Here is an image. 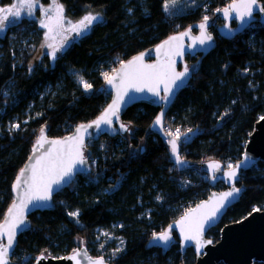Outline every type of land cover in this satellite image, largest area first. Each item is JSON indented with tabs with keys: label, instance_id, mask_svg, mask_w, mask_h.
Returning a JSON list of instances; mask_svg holds the SVG:
<instances>
[{
	"label": "trees",
	"instance_id": "1",
	"mask_svg": "<svg viewBox=\"0 0 264 264\" xmlns=\"http://www.w3.org/2000/svg\"><path fill=\"white\" fill-rule=\"evenodd\" d=\"M232 1L60 0L73 21L90 12L102 20L55 61L45 55L33 66L41 44L37 25L23 20L1 34L0 222L41 129L60 138L70 134L69 127L94 120L110 101L103 73L111 75L122 62L201 22L205 15L214 19V11ZM260 3L264 7V0ZM217 22L224 24L220 18ZM197 61L199 70L178 93L165 128L173 133L179 128L181 134L193 130L187 139L181 135L184 160H219L227 168L240 161L256 123L264 117V28L255 23L232 39L218 37L212 52L190 63ZM81 78L91 89L85 91ZM159 111L149 103L135 104L120 115L128 132L103 134L86 145L90 171L54 196V209L30 216L31 229L19 237L13 261L34 264L42 253L63 258L84 245L93 257L111 256L110 264L196 263L192 248L182 254L176 242L163 253L149 248L148 242L224 185L210 184L196 167L179 169L172 162L168 143L150 130ZM16 124L20 127L14 128ZM238 186L243 188L239 202L207 238L217 242L224 226L255 210L264 211V161L243 172ZM77 211L78 217L69 215ZM99 229L112 239L98 240Z\"/></svg>",
	"mask_w": 264,
	"mask_h": 264
},
{
	"label": "snow or ice",
	"instance_id": "2",
	"mask_svg": "<svg viewBox=\"0 0 264 264\" xmlns=\"http://www.w3.org/2000/svg\"><path fill=\"white\" fill-rule=\"evenodd\" d=\"M172 3L175 4V0H172ZM37 6L40 7L41 11L44 12L47 17V21H40V27L47 29L45 33L46 40L54 39V37L50 35L53 32L51 22L55 21L62 30L65 22L64 8L63 5L59 3V0H51V6L47 9L39 5V0H17L16 3H13L8 8H0V32H3L13 21L20 20L24 9H27V15L31 16L33 10ZM257 9L261 13H264V7H260L258 0H233L227 8L223 9V15L226 19L238 20L240 26L245 27L250 23ZM164 10L166 12L169 11V4L167 2L164 4ZM217 11L220 10L218 9ZM129 12H131V9H129ZM49 13L52 14L49 15ZM231 13H235V16L233 17ZM101 20L102 16L100 14L93 15L90 12L75 24L68 21L67 23L70 25V28L67 30L76 31L79 36L90 30L94 22H100ZM208 21L209 17L205 15L202 22L199 24L200 35L194 38L195 42H198L201 46L210 45L213 40L211 34L207 32V28L209 27ZM190 32L191 29L178 36L170 37L169 40L158 46L157 51L159 52L161 49L165 48V46H171L172 42H182L183 37L188 36ZM43 46L44 45H42V47ZM47 47L52 49L50 56L53 61H55L57 59V53L62 52L65 48V44L61 41L59 45L49 43ZM174 54L181 56L184 54L182 43L176 46ZM143 57L144 54L142 53L139 56L133 57V59L126 64L122 63L120 70L115 76L109 73H103L106 82L117 89L116 98L91 124L80 125L76 129L75 135L63 141H46L44 129H41V136L37 143L43 147L41 141L48 142L51 144V148L47 151L46 156L37 158L36 162L31 166L25 165V167L20 170L13 184V191L18 193V195L7 210L3 223H0V264H10V257L14 254L13 249L16 237L18 233L28 228L25 220V212L33 209L40 210L42 207L46 206L47 203L51 201L55 192L61 190L65 186H70V182H74L76 175L85 171L84 166L88 163L84 155L86 145L84 137L80 136L79 133L88 128H94L96 131H105L106 129L102 128V125L111 127L113 117L119 120L120 106L124 103L123 97L128 95L129 89L135 92H150L152 96L159 98V101L154 102H162L164 106H167L172 102V98L175 96L176 91L182 87L185 79L190 74V69L187 66H185L182 72H176L174 61L172 60H169L166 64L145 65L143 63ZM116 81H118V83H116ZM80 83L85 91H88L92 87L82 78L80 79ZM161 85L164 86L163 95H161ZM163 115L164 113L161 112L154 121V125L160 127L161 130H164ZM260 119L264 120V117ZM13 127L19 128L20 126L16 124L13 125ZM120 129L123 132L129 131V128L124 124L120 125ZM192 132V129H188L187 132L181 134L179 128L176 129L175 133L171 131L165 132L167 136L172 137L167 143L170 145L171 155L175 158V162L178 165L184 163L180 156V143L178 142L181 140V135L187 139L188 135ZM52 149H55V151L53 152ZM33 155H35V149ZM29 159L31 160L32 157H29ZM254 163L255 162L245 154L244 159L239 163L235 165L229 163L227 168L230 171L224 173V175L234 182L237 178L238 171L242 167H247L249 164L254 165ZM220 167L219 163L209 165V168L213 171H219ZM26 173L30 174L26 175ZM22 182L23 191L21 192ZM240 191L239 188L233 186L230 191L222 193L218 197L219 203L213 201L216 206L212 207L210 211H204L208 208V205L201 204L198 205L196 209L185 213L180 221L176 222V226L180 229L184 241H195L197 250H199L205 243L202 241L205 226H210L217 213L227 207V204L231 202L230 198H234ZM157 199H159V197H157ZM30 205L31 208L29 207ZM69 215L78 217L79 212H71ZM170 232L171 226L168 231H164L158 235L153 234V241L163 242L165 246H168L172 242ZM105 235H107V233H105ZM206 243H211V241H207ZM80 255L81 252L76 251L74 255L68 259L76 260L77 256ZM85 258L89 261V264H104L102 258L92 260V258L86 256V253ZM42 259H45V257H39L36 264H40V260Z\"/></svg>",
	"mask_w": 264,
	"mask_h": 264
},
{
	"label": "water",
	"instance_id": "3",
	"mask_svg": "<svg viewBox=\"0 0 264 264\" xmlns=\"http://www.w3.org/2000/svg\"><path fill=\"white\" fill-rule=\"evenodd\" d=\"M231 3H229L227 6H225L220 11H218L215 14L214 19H212V20L209 19V21H208L209 27L207 28V32L209 34H211V36L213 37V40H212L210 45L201 46L198 42H195V40H194L195 37H198L200 35L199 24L202 22L201 21V22L179 32V33H175V34L169 36L168 38H166L165 40H163L162 42L157 44L153 49L146 51V52H142L144 54L143 63L145 65L166 64L169 60H172V61H174V67H175L176 72H182L184 70L185 66H187L190 69L189 76L185 79L182 87L178 91H176L175 96L172 98V102L170 104H168L167 106H164L162 104V102H154V101H159V98L152 96V94L150 92H147V91L135 92L134 90L129 89L128 95L123 97L124 103H122L120 106L119 120H117L115 117H113L112 118L113 123H112L111 127L102 125L101 127L106 129L105 131H96V130H94V128H88L85 131H82L81 133H79L80 136L84 137L85 145H87L92 140L98 139L103 134H108V135L125 134L126 132H123L120 129V125L123 124L122 121L120 120V115L126 109H128V108H130L133 105L138 104V103H149L155 107H160V111H159L157 117L161 114V112L164 113V115H163V129L164 130H161L160 127L155 126L154 122L152 123L150 130L154 134L158 135L159 138L163 142L167 143V141L172 138V137L167 136L165 134V132L167 131L165 128V121H166L167 113H168L169 109L172 107L178 93L180 91H182L189 84L192 76L195 75L199 70V68H198L199 61H197L195 64L189 65L187 59L193 58V57H200V58L206 57L216 47L218 37L224 38V39H232V38L238 36L239 34H241L242 32L246 31L249 27H251L255 23H259L264 28V13H261L258 9L256 12H254L253 18L250 21V23L245 27H241L240 22L236 19H226L223 15V9L227 8ZM258 4L260 5V7H263L262 4L260 3V0H258ZM231 15L234 17L235 13H231ZM217 18L222 19L224 21V24L222 26L218 27V29H217L218 34L216 37L214 34L211 33L210 28H211L212 22ZM189 29H191L190 34L188 36H184L182 42H172L171 46H165V48L161 49L159 52L157 51L158 46L163 44L165 41L169 40L170 37L178 36L181 33L188 31ZM194 30H196V32ZM181 43H182V48H183L184 54L182 56L181 55H175L174 54L175 48L178 44H181ZM142 53H140V54H142ZM140 54H138L136 56H139ZM136 56H134V57H136ZM132 59H133V57L127 61L122 62V63L126 64L128 61H130ZM121 64L113 71V73L111 74L112 76H115L116 73L120 70ZM116 83H118V81H116ZM160 87H161V95H163V87L164 86L161 85ZM105 88H106V91L110 95V101L107 104V106L104 108V110L94 120H96L105 111V109H107L108 106L110 104H112L113 100L116 98L117 89L115 87H113L112 85H109L106 82ZM156 118H155V120H156ZM94 120L87 122V123L78 124L69 135H66L64 137H60V138L49 137L47 135L46 130H44V136L46 138V141H48V142L63 141L66 138L72 137L73 135H75L76 129L80 125L91 124ZM89 134H91V135H89ZM40 136H41V132H40L39 136L37 137V139L35 140V142L32 146V152L30 155V157H32V159L30 160L28 158L25 165L31 166L32 164H34L36 162L37 158L42 157V156H46L47 151L51 148V144L48 142L41 141V143H43V147H41L40 144L37 143ZM168 146L170 148L169 144H168ZM34 149H35V155H33ZM52 150H53V152L55 151V149H52ZM179 152H180V148H179ZM245 154H247V156L250 157L251 160L254 161L255 163H254V165L249 164V166H247V167H242L238 171L237 178L234 182L229 180L228 177L224 175V173H226L230 170L228 168H225L223 163L219 160H211V161H206V162H201V163H194L191 161L184 160L180 154L181 159L184 161V163L182 165H178L175 162V158L171 155L172 162L179 169H182L184 167H186V168L196 167V168L202 170L204 173L207 174L210 184L214 185L217 183H222L224 185V190L211 192L206 199L200 201L194 207L188 209L186 211V213L190 212L193 209H196L197 206L201 205V204H207L208 208L205 209L204 211H210L212 207L216 206V204H214L213 201H216V203H219L218 197L222 193L230 191L233 186H235L236 188H239L241 191L239 192V194L235 195L234 198H230L231 202L228 203L227 207H225L222 211L217 213L216 217L213 219L210 226H208V225L205 226V230H204L203 236H202V241H204L205 243L203 244L202 247H200L199 250H197L195 241H189V242L184 241V239L181 235L180 229L176 226V222L180 221L181 217H183L185 214L180 216L176 221H174L172 224H170L164 230V231H168L170 229V226H171L170 234L172 236V242L168 246H165L163 244V242H154L153 237H152L150 239V241L148 242V247L149 248H159L162 250L163 253H167L168 251H170L172 246L176 242H178L179 246H180V252L182 254H184L188 248L193 249V251L195 252L196 258H197L195 264H219V263H223V264H254L255 261L264 263V211L255 210L251 214H249L247 217L242 219L241 221H238L236 223H232V224H228V225L224 226L220 231V238H219V241H217V242L207 238L208 231L210 229L216 227L220 223L223 216L226 214L227 210L239 202L241 195L243 193V188L238 186L241 174L243 172L251 169L253 166H255L259 160L264 161V120L260 119L256 123L255 130L249 136V140L247 142V145L245 147L244 153H243L240 161L244 159ZM84 155H85V152H84ZM87 161H88L87 165L84 166L85 171L80 173V174L88 173L89 166H90L88 158H87ZM240 161H238L237 163H239ZM213 163H219L220 164L221 167H220L219 171H213L211 168H209V165L213 164ZM25 165H24V167H25ZM78 167H80V166H78ZM29 174L30 173H26V175H29ZM78 175H76V177ZM15 181H16V179H15ZM15 181H14V183H15ZM71 183L72 182H70V184ZM66 187H68V186L63 187L61 190L65 189ZM61 190L55 192L52 196L51 201L48 202L47 205L42 207L40 210L33 209L31 211L25 212V220L27 222L28 228H27V230L18 233V235L16 237V242H15L13 252H14L17 244H18L19 237L31 229L30 216L35 212H42L45 210L54 209V207H55L54 196L58 192H60ZM20 191L21 192L23 191V182L21 184ZM12 195H13V200L18 195V193L13 191V186H12ZM11 205H12V203L10 204V206ZM9 207H8V209H9ZM29 207L31 208V205ZM6 214H7V211L4 214L3 220L0 223H3ZM207 241H211V243H206ZM76 251H80L81 255L77 256L76 260L68 259L69 257H72ZM76 251H74L73 253H71L68 256L63 257V258H54L50 255H46V254L42 253L37 257V259L41 256L45 257V259L40 260V264H89V261L85 258V253H86V256L92 258V260H97V259L102 258L104 264H110L103 257H93L90 254V252L88 251V249L86 248V246H84V245H82ZM37 259H36V261H37ZM36 261L34 264H36ZM10 264H18L17 262L12 260V256L10 257Z\"/></svg>",
	"mask_w": 264,
	"mask_h": 264
},
{
	"label": "rangeland",
	"instance_id": "4",
	"mask_svg": "<svg viewBox=\"0 0 264 264\" xmlns=\"http://www.w3.org/2000/svg\"><path fill=\"white\" fill-rule=\"evenodd\" d=\"M17 0H0V8H8L10 7L13 3H16ZM60 3V0H59ZM61 4V3H60ZM39 5H42L45 9L49 8L51 6V0H39ZM28 10L24 9L22 12V18L18 21H13L12 23H10L3 32H0L1 34H4L5 31L12 25L19 23L20 21L23 20H29L31 21V24H36L37 25V31L39 32V37H41V44L37 50V53L35 54V56L33 57L32 61H31V65H35L39 62V60L45 56L48 55L50 57L51 60H53L50 56V53L52 51L51 48L47 47V44L52 43L55 45H59L61 41L64 42L65 44V48L62 50V52L75 40L79 39L81 36L85 35L87 32H89V30L82 34V35H77L76 31H70L67 30L70 28V25L67 23L68 21H71L72 24L77 23L78 21H73L71 20L67 15L66 12L64 10V18H65V22L63 24V30L55 23V21L51 22V26L53 28V32L50 34L52 37H54V39L51 40H46L45 38V33L47 32V29L45 28H41L40 27V21L41 20H45L47 21V17L45 16L44 12L41 11L40 7L37 6L34 10L31 16L27 15ZM52 13H49V15H51ZM95 15V14H93ZM11 19V17H10ZM96 22L93 23V25ZM92 25V26H93ZM91 26V27H92ZM91 29V28H90ZM35 31H32L31 33H34ZM27 42L30 41V38L25 39ZM42 45H44L42 47ZM62 52H58L57 53V57L62 53ZM105 233H107V235H105ZM98 236V240L99 239H104V238H108V239H112V235L110 233H108V231H106L105 229H99V231L97 232Z\"/></svg>",
	"mask_w": 264,
	"mask_h": 264
},
{
	"label": "built area",
	"instance_id": "5",
	"mask_svg": "<svg viewBox=\"0 0 264 264\" xmlns=\"http://www.w3.org/2000/svg\"><path fill=\"white\" fill-rule=\"evenodd\" d=\"M217 10H218V9H217ZM217 10L214 11L215 14L218 12ZM219 10H221V9H219ZM218 27H219V24H218V22H217V19H215V20L212 22V25H211V28H210L211 33L214 34L215 36L218 34V33H217V29H218ZM67 130H68V132L71 133L74 129H72L71 127H69ZM92 142H93V140L90 141L87 145H90ZM89 164H90V163H89ZM96 164H97V161H94V165H96ZM90 169H91V166H89V171H90ZM89 171H88V172H89ZM193 207H194V206H193ZM186 211H187V210H186ZM186 211H185L183 214H185ZM105 260H106L108 263H110L111 260H112V257H111V256H107V257L105 258Z\"/></svg>",
	"mask_w": 264,
	"mask_h": 264
},
{
	"label": "flooded vegetation",
	"instance_id": "6",
	"mask_svg": "<svg viewBox=\"0 0 264 264\" xmlns=\"http://www.w3.org/2000/svg\"><path fill=\"white\" fill-rule=\"evenodd\" d=\"M196 32V30H194ZM197 57H193V58H188L187 61H188V64L189 65H192L190 62L193 60V59H196Z\"/></svg>",
	"mask_w": 264,
	"mask_h": 264
}]
</instances>
